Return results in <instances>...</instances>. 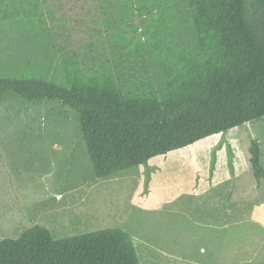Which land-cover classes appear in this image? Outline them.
<instances>
[{"label":"rangeland","instance_id":"374dc122","mask_svg":"<svg viewBox=\"0 0 264 264\" xmlns=\"http://www.w3.org/2000/svg\"><path fill=\"white\" fill-rule=\"evenodd\" d=\"M0 0V74L33 66L79 86L112 75L125 100L204 83L148 41L146 21L201 60L188 0ZM156 14L157 21L153 19ZM67 82V83H68ZM81 84V85H80ZM264 117L99 178L80 114L58 100L0 101V242L120 227L142 264H264Z\"/></svg>","mask_w":264,"mask_h":264},{"label":"trees","instance_id":"16d2710c","mask_svg":"<svg viewBox=\"0 0 264 264\" xmlns=\"http://www.w3.org/2000/svg\"><path fill=\"white\" fill-rule=\"evenodd\" d=\"M150 3L141 8L142 16ZM188 5L201 60L176 49L151 25V18L144 25L157 52L176 59L204 83L197 93L180 85L161 98L125 100L112 75L101 85L84 87L77 84L76 74L61 82V77L48 75L54 68L44 73L28 64L21 72L0 74V101L17 93L28 101L58 100L75 109L99 178L263 118L264 0H188ZM250 152L254 176L264 178L257 140ZM0 264L142 263L133 235L109 227L58 239L42 229L32 231L20 241L0 242Z\"/></svg>","mask_w":264,"mask_h":264},{"label":"water","instance_id":"95a60500","mask_svg":"<svg viewBox=\"0 0 264 264\" xmlns=\"http://www.w3.org/2000/svg\"><path fill=\"white\" fill-rule=\"evenodd\" d=\"M250 123V122H249Z\"/></svg>","mask_w":264,"mask_h":264}]
</instances>
